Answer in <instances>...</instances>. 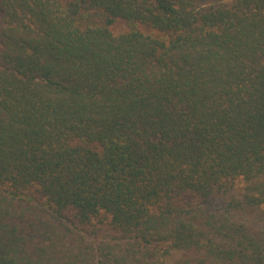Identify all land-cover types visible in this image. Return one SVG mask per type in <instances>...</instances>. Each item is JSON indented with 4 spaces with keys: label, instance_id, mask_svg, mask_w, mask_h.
Here are the masks:
<instances>
[{
    "label": "trees",
    "instance_id": "16d2710c",
    "mask_svg": "<svg viewBox=\"0 0 264 264\" xmlns=\"http://www.w3.org/2000/svg\"><path fill=\"white\" fill-rule=\"evenodd\" d=\"M0 264H264V0H0Z\"/></svg>",
    "mask_w": 264,
    "mask_h": 264
},
{
    "label": "rangeland",
    "instance_id": "374dc122",
    "mask_svg": "<svg viewBox=\"0 0 264 264\" xmlns=\"http://www.w3.org/2000/svg\"><path fill=\"white\" fill-rule=\"evenodd\" d=\"M236 188H237V186H236ZM236 188L234 190H232L230 193H224L221 195L212 196V197L204 200L201 203V205H203L207 211L219 212L225 206V204L229 198V195L233 194L237 191ZM16 206L18 207V209L23 210L26 207V204H25V202H20V203H17ZM33 212H35V214L37 213L39 216H42V218H44V219H48L47 215L39 208L34 209ZM105 234H107L109 236L113 235L110 232L105 233ZM174 258L177 259L178 255L174 256Z\"/></svg>",
    "mask_w": 264,
    "mask_h": 264
}]
</instances>
